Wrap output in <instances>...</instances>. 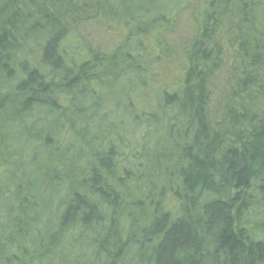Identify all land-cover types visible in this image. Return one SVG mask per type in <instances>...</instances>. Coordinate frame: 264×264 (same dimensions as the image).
<instances>
[{"label": "trees", "instance_id": "trees-1", "mask_svg": "<svg viewBox=\"0 0 264 264\" xmlns=\"http://www.w3.org/2000/svg\"><path fill=\"white\" fill-rule=\"evenodd\" d=\"M125 6L0 0V264H264V123L225 151L216 131L219 0Z\"/></svg>", "mask_w": 264, "mask_h": 264}, {"label": "rangeland", "instance_id": "rangeland-1", "mask_svg": "<svg viewBox=\"0 0 264 264\" xmlns=\"http://www.w3.org/2000/svg\"><path fill=\"white\" fill-rule=\"evenodd\" d=\"M53 1L61 8H66L69 15L73 13L84 16L95 15L97 18L120 24L129 20L125 16L123 8L126 7L125 3L130 2V0H126V2L124 0ZM219 2L222 7L219 25L221 30L225 32L226 39L229 40L227 53L230 55V63L232 64L229 71L235 76V81H231L230 85L236 88L235 94L230 92L227 103L229 107L227 111H230L231 115L228 116L227 113H224L216 126V131L222 139L220 151H225L227 148L238 145L241 140H245L254 129L260 126L261 122L264 123V0H247L245 7L241 0H219ZM33 7L29 8V11H34ZM243 7L248 12L244 16ZM136 9L134 7L129 8L133 13L137 11ZM186 19L188 18L184 15L182 22L185 26L188 25ZM127 135L130 138L133 136L134 140L138 138L135 136H138V132L133 134L128 131ZM154 142L155 140H151L150 146H153ZM7 180L8 177L4 178V182ZM54 202L55 200H53ZM46 213H42L40 220L42 226L46 222L45 218H48ZM49 216L51 220L48 226L50 225L51 229H55L56 210L51 212ZM68 249L70 246L66 245L65 248L62 247L59 253L55 251L56 263L60 264V257L67 262L77 253L76 250L71 251V254L67 253ZM51 255L53 256V253ZM80 259L85 261L84 257ZM82 260L80 263L83 262ZM65 261H62L61 264H66Z\"/></svg>", "mask_w": 264, "mask_h": 264}]
</instances>
